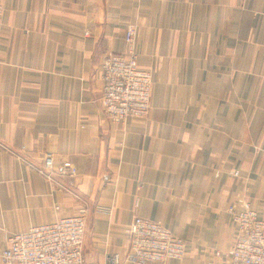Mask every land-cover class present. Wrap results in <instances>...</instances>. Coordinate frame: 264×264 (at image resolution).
<instances>
[{"label": "crops", "instance_id": "crops-1", "mask_svg": "<svg viewBox=\"0 0 264 264\" xmlns=\"http://www.w3.org/2000/svg\"><path fill=\"white\" fill-rule=\"evenodd\" d=\"M0 4V245L86 207L85 264L126 251L135 216L183 239L166 264H221L227 208L248 201L264 217V0ZM130 23L150 109L112 123L100 63L124 51ZM65 160L76 175L57 171Z\"/></svg>", "mask_w": 264, "mask_h": 264}, {"label": "built area", "instance_id": "built-area-1", "mask_svg": "<svg viewBox=\"0 0 264 264\" xmlns=\"http://www.w3.org/2000/svg\"><path fill=\"white\" fill-rule=\"evenodd\" d=\"M3 10L0 4V35ZM135 35L136 25L128 24L123 35L124 51L107 54L100 63V99L103 111L112 123L144 117L150 109L151 73L138 65ZM42 171L51 178L54 171L52 153L44 154ZM57 171L72 177L77 168L65 160ZM237 173L234 171L235 175ZM239 204L238 210L233 206L227 208L236 233L229 249L222 255L221 264H264V217H260L248 201ZM87 214V208L81 207L73 215L31 225L11 234L6 243L0 245L1 261L4 264H85L83 240ZM125 232L126 251L111 253L105 264H166L167 260H179L184 255L183 239L155 220L135 216ZM215 253L220 256V251Z\"/></svg>", "mask_w": 264, "mask_h": 264}]
</instances>
